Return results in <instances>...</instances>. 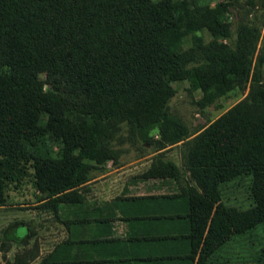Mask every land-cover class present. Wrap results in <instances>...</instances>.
Masks as SVG:
<instances>
[{
    "label": "trees",
    "instance_id": "1",
    "mask_svg": "<svg viewBox=\"0 0 264 264\" xmlns=\"http://www.w3.org/2000/svg\"><path fill=\"white\" fill-rule=\"evenodd\" d=\"M222 11L200 0H0V204L27 165L40 200L78 201L123 123L144 141L163 122L169 143L181 140L186 130L169 113L175 81L192 77L208 102L249 80L244 98L184 144L198 189L170 161L143 173L174 178L189 210L124 220L154 223L141 239L162 244L159 260L264 264V235L250 259L220 255L264 229V42L253 57L257 33L241 24L233 50L206 45L203 31L226 30ZM240 180L247 206L224 204L222 190Z\"/></svg>",
    "mask_w": 264,
    "mask_h": 264
},
{
    "label": "rangeland",
    "instance_id": "2",
    "mask_svg": "<svg viewBox=\"0 0 264 264\" xmlns=\"http://www.w3.org/2000/svg\"><path fill=\"white\" fill-rule=\"evenodd\" d=\"M210 5L220 4L223 11L222 19L226 30L222 35H208L203 31L204 43L208 46L222 45L226 49H234L236 32L241 24L252 27L257 33L253 57L259 53L264 42V0H200ZM195 48V47H194ZM195 51V50H194ZM43 76V74H41ZM249 80L224 90L208 102L202 100V91L191 78H185L172 83L174 93L169 100V113L179 121L186 130L181 140L169 143V135H165L164 124L152 127L144 137L131 133L127 125L121 124L107 138V147L111 152L105 151L102 160L93 162L87 173V179L99 172L104 173L105 163L122 164L129 167L127 171H133L140 164L138 174L143 178V173L155 164L161 167L166 161L174 162L179 169V181L188 182L198 189L193 178L188 174V167L184 161L186 155L185 146L187 140L200 132L207 124L222 114L230 106L244 98L249 91ZM162 127V128H161ZM168 137V138H167ZM183 141V142H182ZM190 145V144H189ZM161 148V149H160ZM114 157V158H112ZM150 164V166H149ZM155 164L153 166H155ZM147 168V169H146ZM146 169V170H145ZM135 173V172H134ZM187 176V177H186ZM189 176V177H188ZM86 179V180H87ZM97 179V178H96ZM247 181V180H246ZM240 180L231 188L222 190L221 200L224 204L243 208L248 204L245 184ZM85 182V181H84ZM83 187V189H81ZM83 192L84 186L77 190ZM81 195V192H79ZM40 194L33 183V169L27 165L20 179L7 184L4 190V199L0 204V264H37L36 261H28L27 252L23 254L24 247H38L45 251L61 238L58 211L60 204H54L53 198L44 197L40 200ZM25 227L29 236L25 243L10 242L5 239V234L25 237ZM264 229L258 228L242 239L235 238L232 246L220 253L221 257L227 256L236 260V257H248L254 254L261 245V236ZM235 242V243H234ZM15 254V256H14ZM42 254H39L41 256ZM233 256V257H232ZM235 256V257H234ZM18 257V259H16ZM21 257V258H20ZM239 257V258H240ZM39 261V260H38Z\"/></svg>",
    "mask_w": 264,
    "mask_h": 264
},
{
    "label": "crops",
    "instance_id": "3",
    "mask_svg": "<svg viewBox=\"0 0 264 264\" xmlns=\"http://www.w3.org/2000/svg\"><path fill=\"white\" fill-rule=\"evenodd\" d=\"M104 166V173L99 172L81 184L84 190L81 191L83 187L77 190L82 196L78 201L59 202L60 240L45 251L41 247L38 250L24 247L23 254L27 252L28 261L35 260L37 264H172L156 257L157 252L165 251L162 244L142 242V235L155 233L156 230L150 228L154 223L124 218L186 213L189 204L186 196L181 195L177 181L170 176L141 178L138 174L142 171L136 173L140 164L133 171H127L130 168L122 164L105 163ZM25 233V237L4 236L10 242L25 243L30 235L28 229Z\"/></svg>",
    "mask_w": 264,
    "mask_h": 264
}]
</instances>
